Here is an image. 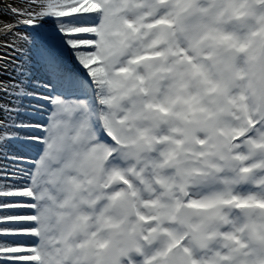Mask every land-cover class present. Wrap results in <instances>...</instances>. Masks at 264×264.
<instances>
[{
    "label": "snow or ice",
    "instance_id": "obj_1",
    "mask_svg": "<svg viewBox=\"0 0 264 264\" xmlns=\"http://www.w3.org/2000/svg\"><path fill=\"white\" fill-rule=\"evenodd\" d=\"M0 264H264V0H0Z\"/></svg>",
    "mask_w": 264,
    "mask_h": 264
}]
</instances>
